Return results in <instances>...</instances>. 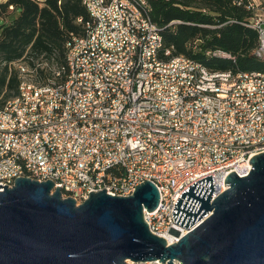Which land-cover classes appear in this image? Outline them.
<instances>
[{
    "label": "built area",
    "instance_id": "2783aa9c",
    "mask_svg": "<svg viewBox=\"0 0 264 264\" xmlns=\"http://www.w3.org/2000/svg\"><path fill=\"white\" fill-rule=\"evenodd\" d=\"M80 1L90 20L67 40L63 66L41 77L46 62L12 64L20 82L0 103V184L50 180L78 205L90 191L129 196L150 180L160 200L143 219L175 243L200 222L174 223L181 192L211 175L213 200L230 172L246 176L250 158L264 152V70L211 71L172 56L148 0ZM235 3L250 11L244 24L256 30L254 53L264 60V0Z\"/></svg>",
    "mask_w": 264,
    "mask_h": 264
},
{
    "label": "water",
    "instance_id": "95a60500",
    "mask_svg": "<svg viewBox=\"0 0 264 264\" xmlns=\"http://www.w3.org/2000/svg\"><path fill=\"white\" fill-rule=\"evenodd\" d=\"M249 164L246 176L230 172L213 200L211 175L181 192L174 223L200 222L169 245L143 219L160 200L150 180L129 196L90 191L78 205L50 180L0 184V264H264V152Z\"/></svg>",
    "mask_w": 264,
    "mask_h": 264
},
{
    "label": "trees",
    "instance_id": "16d2710c",
    "mask_svg": "<svg viewBox=\"0 0 264 264\" xmlns=\"http://www.w3.org/2000/svg\"><path fill=\"white\" fill-rule=\"evenodd\" d=\"M148 8L172 56H186L211 71L264 70V60L254 53L257 32L244 24L251 13L235 0H148ZM0 20L2 103L18 92L14 62H46L47 67H37V76H50L52 66L65 63L67 40L85 34L90 16L80 0H5Z\"/></svg>",
    "mask_w": 264,
    "mask_h": 264
},
{
    "label": "rangeland",
    "instance_id": "374dc122",
    "mask_svg": "<svg viewBox=\"0 0 264 264\" xmlns=\"http://www.w3.org/2000/svg\"><path fill=\"white\" fill-rule=\"evenodd\" d=\"M18 14V11H16L13 16L17 15ZM2 24V21L0 20V25Z\"/></svg>",
    "mask_w": 264,
    "mask_h": 264
},
{
    "label": "crops",
    "instance_id": "0c3cea01",
    "mask_svg": "<svg viewBox=\"0 0 264 264\" xmlns=\"http://www.w3.org/2000/svg\"><path fill=\"white\" fill-rule=\"evenodd\" d=\"M5 0H0V2H4Z\"/></svg>",
    "mask_w": 264,
    "mask_h": 264
}]
</instances>
